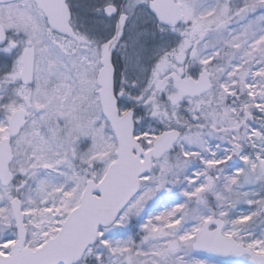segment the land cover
<instances>
[{
	"label": "snow or ice",
	"instance_id": "obj_1",
	"mask_svg": "<svg viewBox=\"0 0 264 264\" xmlns=\"http://www.w3.org/2000/svg\"><path fill=\"white\" fill-rule=\"evenodd\" d=\"M0 264H264V0H0Z\"/></svg>",
	"mask_w": 264,
	"mask_h": 264
}]
</instances>
